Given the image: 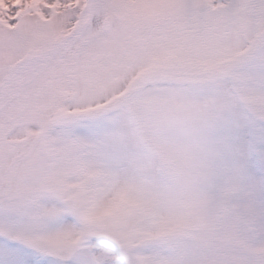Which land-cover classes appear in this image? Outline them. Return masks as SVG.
I'll return each mask as SVG.
<instances>
[{"label":"rangeland","instance_id":"374dc122","mask_svg":"<svg viewBox=\"0 0 264 264\" xmlns=\"http://www.w3.org/2000/svg\"><path fill=\"white\" fill-rule=\"evenodd\" d=\"M86 3L0 0V264H264V0Z\"/></svg>","mask_w":264,"mask_h":264}]
</instances>
